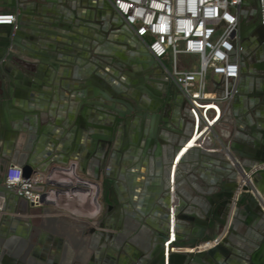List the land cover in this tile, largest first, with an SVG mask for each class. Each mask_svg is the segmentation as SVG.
Returning a JSON list of instances; mask_svg holds the SVG:
<instances>
[{
	"label": "crops",
	"instance_id": "1",
	"mask_svg": "<svg viewBox=\"0 0 264 264\" xmlns=\"http://www.w3.org/2000/svg\"><path fill=\"white\" fill-rule=\"evenodd\" d=\"M42 1H21L27 7L30 18L26 23L27 28H24L25 36L23 35L20 41L24 54L14 53L11 50L8 51L9 53L2 54V48H0L2 55L0 63H5L6 69L10 73V78L7 77V81L12 83L13 89V98L9 95H6L5 98L0 96V124L5 126V123L8 122L15 130L14 132L8 131L4 151L7 153L6 156L10 160V164L21 166L24 164L25 156L28 155L40 167L46 168L44 172L36 171L34 173L44 175L45 179L42 183H45L46 187L44 192L49 193L46 201L41 200L39 204L31 206L28 217L26 219L23 217V221L28 222L27 218H29L30 222V213L43 204L47 210L44 215L49 224L46 227L47 230L59 231L56 230L57 225L51 219L54 215L75 226L86 225L88 228L86 223L81 222L82 220L94 222L95 220L104 221L106 218L102 201V186L108 175L106 173L108 164L102 169L99 181L91 178L93 174L91 165L86 167L85 172H80L78 168L75 169L72 166L74 163L72 160L74 158L73 147L78 142L80 135L77 132L81 127L79 123L89 120L90 107H92L86 109V105L77 96H83L81 90L86 89L88 97L106 101L103 95L106 93L105 87L108 86L106 81L109 79L106 71L111 70L115 74L114 82L118 83V78L122 80V76H118L117 69L120 65L111 66L109 60L107 62L108 58L101 54L108 53L106 52V42L109 38V21L106 18L108 3L106 0H78L84 7L80 12V20L74 19V23L81 25L73 24L75 29L67 32L61 30L59 25L63 16H74L73 10H75L74 5L77 0H57L58 4L54 6L56 11L48 10L45 5L41 10L39 5ZM9 2L10 0H0V13L14 12L17 14V9L8 6ZM5 31L0 27V44L5 37ZM121 37L118 34L116 39L123 40ZM94 51L100 53V56L94 55ZM8 54L12 55L11 59H8ZM53 55H56L57 59H54ZM192 61H196V58H192ZM149 85L153 84L149 83ZM94 90H97L96 95H94ZM161 92L169 102H174L173 111L176 115L174 117L173 111L171 112L170 123L166 125L169 129L161 130L160 133L166 136L165 139L169 140L171 145L176 147L174 149L171 147L173 149L171 154L174 156L172 169L167 170V167L160 174L161 178L151 184L148 194L152 196V200L149 202V210L151 209L152 213L148 217L157 219L155 211L158 208L167 214H172L181 208H184V212H188L191 202H196L200 207L216 208L217 205L211 206L206 196H213L214 193L219 192L224 182L227 181L226 172L229 170H223L226 163L220 154L223 151L222 145L236 142L238 150H241L242 146L247 148L252 146L249 137L252 130L246 125V121H244L245 126L237 122V111L242 112L241 106L238 105L237 111L232 109L235 97L227 101L215 99L225 95L224 86L216 77L210 79L209 99L206 101L193 104L180 89H178L176 97L167 96L164 88ZM230 109L232 111L226 118ZM86 110L88 112H85ZM165 113L166 110L162 108L160 110L161 118L167 120L168 116H165ZM164 124L165 122L161 120L159 125L163 127ZM18 127L21 131L35 134L36 138L33 140L34 146L31 150L25 149L24 143L18 141L17 133H15ZM148 128L149 126L145 128L146 133ZM240 129L242 131H239ZM118 133L117 131L114 141L117 140ZM80 137L84 139L83 144H87L88 137L85 135H80ZM195 143L197 148L184 147L189 144V147L195 146ZM179 144H183V147L178 149ZM233 155L240 159L236 152ZM140 158V162H143L141 161L142 157ZM244 158L243 160L246 162L251 160L249 157ZM140 162H138L139 167L142 165ZM189 165L193 166L192 170H186V166ZM124 168L125 166L121 163L111 167L113 173L109 175L118 187L116 192L119 194L117 196L120 201L122 193L130 192V185L123 178L126 174ZM134 172L132 176L136 180L132 184L133 187L136 183L143 181L139 179L141 177L140 169L134 170ZM4 176L5 172H0L1 186ZM46 202L50 206L45 205ZM133 208L135 209L134 206ZM66 211L69 213V218H64L62 214ZM22 212L21 216L25 214L24 211ZM116 213L117 211L114 210L113 214ZM139 216L141 217V215ZM108 220V225H110L115 218L112 217ZM175 222L181 223L183 228L175 230V232L170 229L167 235L175 234V237L182 238L188 232L186 230L189 227V222L177 218H175ZM133 224L137 226L135 222ZM164 224L168 225L166 222ZM141 230L136 231L138 232L134 235L136 240L131 241L139 247L147 249L150 245L149 231ZM249 236H252V239L256 238L254 232H250ZM146 241L147 243L144 244ZM234 242L237 245H243L241 240L236 239ZM201 246L205 249L208 248L205 244H201ZM64 249L65 253H47V259L53 255L56 257V261L57 259L61 260L60 264H85L88 260L91 263L92 258L95 257L96 260L92 264H106L108 260L117 264L120 255V252H105V248L98 254L71 252L70 244L66 245ZM79 258L85 260L82 262Z\"/></svg>",
	"mask_w": 264,
	"mask_h": 264
},
{
	"label": "water",
	"instance_id": "2",
	"mask_svg": "<svg viewBox=\"0 0 264 264\" xmlns=\"http://www.w3.org/2000/svg\"><path fill=\"white\" fill-rule=\"evenodd\" d=\"M21 1L10 0L8 3V6L17 9L16 30L14 31L11 25H0L1 28L6 30L5 37L0 44L2 54L9 53L8 51L10 50L14 53L24 54L21 50L20 41L24 35V28H27V20L30 18L27 7ZM246 3L256 9V19L251 22L242 21L240 26V44L244 60L252 55V50L256 44L260 43L264 46V26L257 18L260 13L258 1L247 0ZM40 4L39 8L41 10H43L45 5L48 10L56 11L54 6L58 4V1L43 0ZM74 7L73 17L63 16V19H61V26L59 25L61 30L71 32L75 29L73 24L81 25L80 23H74V19L80 20V12L84 6L77 0ZM107 9L106 18L109 21V38L106 42V52L108 53L101 54L108 58L107 62L109 60L110 65L118 61L121 67H125V76L121 80L118 78L121 74H118V83H116L113 81V78L116 77L115 74L111 70L109 72L106 71L109 76L106 81L108 84L105 87L106 93L103 94L106 101L88 97L86 89L81 90L83 96H77L86 105V109H88L87 107H92H90L89 120L79 123L81 127L77 131L78 134L87 136L88 140L87 144L84 145V139L79 135V140L73 147L74 158L72 160H74V163L72 166L75 169L78 168L80 172H84L89 165L95 166L97 169L96 174L93 173L91 178L99 181L102 176L101 170L105 164V156L108 154L107 146L109 148L113 147L107 172L110 171L109 167H115L120 161L125 166L129 165V171L123 178L130 185V202L135 207V212L127 209L128 213L130 212L127 215V220L129 218L131 221L137 220L140 224L137 228L139 231L141 229H152L157 235V240L164 244L173 243L165 237L167 232H170V229L175 232V230L183 228L181 223L177 224L175 222V218L188 221L191 229L189 233L191 234L192 230L195 229L197 237L201 240L208 238L206 233L209 229L217 231L222 228L220 234L216 233L214 235L213 241H215V244L212 247L201 251L196 250L197 239L192 238L188 244L194 250L191 253L175 255L173 258L176 256L177 260L187 258L186 264H264V213L259 209L258 201L252 195L244 193L240 196L239 203L235 209L231 210L230 208L231 199L238 186L239 177L244 175V172L239 168L240 164L234 159L232 154L236 152L240 156L241 161L245 159L244 157L251 158L250 162L242 161V166L246 171L252 165L264 162V85L261 83L262 78H264V52L253 63L246 62L242 65L240 82L234 95L235 100L233 99L232 109L237 111L239 102L242 112L237 111V122L245 126L244 121H246V125L252 130V133L249 134L252 146L250 148L242 146V149L238 150L236 142H233L226 153L220 152L223 161L226 163L223 170H229L226 172L227 181L224 182L219 192L214 193L213 196H206L210 205L214 206L216 204L217 207H200L196 202H191L188 212H184V208H181L172 214H167L158 208L155 211L156 215L153 212L157 219H152L148 217L152 213V210H149V202L152 200V196L148 194L149 189L154 181L161 178L160 174L167 167V170L172 169L171 165L173 166L174 156H172L171 151L176 147L171 145V142L165 139L166 136L160 133L161 130L167 131L169 128L166 125L170 123L169 117L167 120L161 118L160 110L168 101L167 98L163 97L161 90L164 88L169 97H176L178 91L172 90L171 85L173 82L170 81L165 70L143 43L123 26V20L109 4ZM118 34L122 36L123 40L118 41L116 39ZM233 45L234 50L231 53L230 61H235L237 42L234 41ZM94 53V55L100 56L97 51H94ZM1 56L0 54V58ZM53 57L57 59L56 55H53ZM11 58L12 55L8 54V59ZM93 63L96 64V62ZM7 77L10 78V73L6 69L5 63L2 62L0 63V96L5 98L6 95H9L13 98L12 83L7 81ZM244 78L247 80L245 85H243ZM149 83L153 85H149ZM96 93L97 90H94V95ZM260 107H262V110ZM232 109L229 110L226 118H228ZM191 110L194 112L193 109ZM85 112L88 111L86 110ZM173 115L175 117V111H173ZM161 120L165 122L163 127L159 125ZM117 124L119 125V133L117 142L115 141L113 144L114 129ZM147 126L149 128L146 133L145 128ZM19 128L15 132L17 133L18 141L24 143L25 149L31 150L34 146L35 134L26 133L21 131V129L19 130ZM8 131L14 132L15 130L8 122L5 123V126L0 124V172H5L7 166L11 163L6 156L7 153L4 151ZM239 131L242 130L240 129ZM189 145L184 147L189 149L197 148L196 143L194 144L195 146L189 147ZM181 146L183 147V144H179L177 148L179 149ZM226 146L224 144L222 148H226ZM140 157H142L141 161L143 162H140ZM138 162L142 164L140 167ZM23 163L21 166L27 177L36 171L44 172L46 169L40 167L28 155L25 156ZM191 165L186 166V170H192L193 166ZM138 169H140L139 175L141 176L139 179L143 181L136 183L135 187H133L132 184L135 183L136 178L132 175L135 173L134 170L137 171ZM253 183L264 195V171L253 175ZM136 186L138 187L137 189ZM48 194V192L42 194L43 202L46 201ZM0 196L4 198V202L0 207V264H60V259L56 261V257L53 255L50 259L45 257L49 252H38L40 244L44 242L42 239L33 241L32 237L30 238L23 232L13 229V226L19 227L23 217L25 219L28 217L31 205L3 185H0ZM111 206L110 209H112ZM197 207L202 209L201 214L203 217L198 216L195 209ZM118 209L120 208L117 207L115 211H118ZM22 211L25 212L23 216H21L23 214ZM117 216L112 213L106 214L101 227L108 225L109 218H116ZM27 219L29 222V218ZM51 219L57 225L59 231L56 235L58 236H82L87 229L86 225L75 226L67 221L60 220L55 215ZM165 222L168 224L167 226L164 224ZM243 224L249 226L246 236L239 232ZM48 231L52 234L55 233L51 230ZM250 232L256 234L255 239L249 236ZM174 235L171 234L172 238L177 239ZM236 239L241 240L243 245L235 244L234 240ZM48 240H52V235L48 236ZM155 247L157 248V246ZM44 249L46 250L47 248ZM94 253L98 254V252ZM79 260L82 261V258H79ZM94 260H96L95 257L92 258V262Z\"/></svg>",
	"mask_w": 264,
	"mask_h": 264
},
{
	"label": "built area",
	"instance_id": "3",
	"mask_svg": "<svg viewBox=\"0 0 264 264\" xmlns=\"http://www.w3.org/2000/svg\"><path fill=\"white\" fill-rule=\"evenodd\" d=\"M132 32L149 50L183 95L193 104L209 99L208 85L213 77H221L225 95L220 101L233 99L242 65L240 26L242 21L256 19V9L247 0H106ZM258 19L264 26V0H257ZM0 25H11L16 30V14L0 13ZM150 39V41H148ZM236 41L235 61H230ZM167 57V67L163 58ZM196 58V61H192ZM230 149V145L222 152ZM233 155V154H232ZM244 172L231 199L233 210L244 193L252 195L264 213V195L253 183V175L264 171V162L245 170L242 161L234 156ZM44 182L42 174L26 176L22 166L9 164L3 186L35 206L42 194L33 188ZM3 204L4 198L0 196Z\"/></svg>",
	"mask_w": 264,
	"mask_h": 264
},
{
	"label": "flooded vegetation",
	"instance_id": "4",
	"mask_svg": "<svg viewBox=\"0 0 264 264\" xmlns=\"http://www.w3.org/2000/svg\"><path fill=\"white\" fill-rule=\"evenodd\" d=\"M264 52V46L263 44H256L254 49L252 50V55L245 60V63H253L256 61ZM113 65L118 66V61L113 63ZM111 64V66H113ZM124 66V65H123ZM118 73L123 74L121 78H124L125 76V67L118 66ZM128 69V68H126ZM245 78L243 79V85L246 84ZM264 85V78H262V82ZM173 91H178V87L172 83L171 85ZM239 105V102H238ZM163 109L166 110V113L164 114L165 116H170L171 117V112L173 111L174 108V102L171 103L167 101L164 106L162 107ZM161 108V109H162ZM262 110V107H260ZM252 113V112H251ZM167 114V115H166ZM119 125L117 124L115 129H114V137L116 135V132L118 131ZM115 141H113L114 144ZM112 148H109L107 146L108 154L105 156V164L106 165L110 163L109 157L111 154ZM123 164V162H119L118 164ZM117 164V165H118ZM92 173L96 174V167L92 166ZM103 167V168H104ZM102 168V169H103ZM107 172L106 168V173L108 174L103 181V191H102V201L104 203L105 207V213H114V210L119 207L117 213H116V218L113 221L112 224L110 225H104V227H101V224L103 221L98 220L91 222L90 220H82L81 222H84L87 224L88 228L86 232L83 233L82 236L78 235H70L69 237H64V236H58L56 235L57 232L54 234L49 233L46 229L48 227V222L46 221L44 215L47 210L43 204H40L38 207H36L31 213H30V222L28 223L26 220L21 222L19 224V227L17 228L16 226H13V229L18 230L26 234L28 237H32L35 240L42 239V244H40V248L38 252H64V248L66 245L70 244L72 250L71 252H79V253H84L85 252H100L105 248V252H120V255L117 259V264H186L187 258L186 259H176L173 258L175 255H183L177 252V249L179 248H184V247H190L188 242L193 238L197 239V247L200 246L201 244L203 245L206 242H211L213 241L214 235L220 234L222 232V228L219 230L215 231L214 229H209L206 233L208 235V238L205 239H199L196 235V231L192 230L191 234L190 232V227H187L188 229L182 238H172L170 234L165 236L168 238V241H172V244H164L163 242H160L157 240V235L154 233V231L148 230L149 231V241L150 245L147 249H144L142 247H139L138 245L134 244L131 239L132 237L136 234L137 228L139 222L137 220H132L137 224V228H132L129 231V235L122 237L121 235L125 234L126 230V220L128 218V210L135 212L133 205L130 202V194L129 192H125L121 194V201L119 200L116 190H118V187L116 186L115 182L112 181L110 174L113 173L111 170ZM125 172L127 173L129 171V165L125 166ZM85 172V171H84ZM102 172V170H101ZM43 175V174H42ZM43 179L44 175H43ZM114 198V200H113ZM112 205V206H111ZM110 206L112 209H110ZM110 209V210H109ZM198 216H202V209L197 207L195 208ZM64 218H69L66 216L64 213ZM63 217V216H62ZM203 217V216H202ZM196 228V227H195ZM56 226V230H57ZM197 229H199L197 227ZM249 226L243 224L239 232L246 236L248 232ZM58 231V230H57ZM153 231V232H152ZM52 235V240H48V236ZM126 235V234H125ZM157 246V248L155 247ZM44 248H47L46 250ZM176 249V251H175ZM191 253V252H190ZM249 253V252H245ZM83 254V255H84ZM47 258V254L45 256ZM173 259V260H172ZM84 261L85 259L82 258ZM82 261V262H83ZM61 262V260H59ZM81 262V263H82ZM46 264V263H45ZM85 264H90V261H86ZM106 264H114V261L108 260Z\"/></svg>",
	"mask_w": 264,
	"mask_h": 264
},
{
	"label": "bare ground",
	"instance_id": "5",
	"mask_svg": "<svg viewBox=\"0 0 264 264\" xmlns=\"http://www.w3.org/2000/svg\"><path fill=\"white\" fill-rule=\"evenodd\" d=\"M134 227H136L137 228V226H135L134 224H133V222L130 220V218L126 221V230H125V234L124 235H121L122 237H124V236H127V235H129V232H128V230L130 229H132V228H134ZM140 231H142V230H140ZM132 241L133 240H136V236H134V237H132V239H131ZM143 243V242H142ZM147 243V241L144 243V244H146ZM208 248H210V247H212L214 244H215V241H211V242H206V243H204ZM205 248L203 247V246H198L197 248H196V250H204ZM194 249H192L191 247H186V248H179V249H177V252H182V254H186V253H190V252H192ZM175 251H176V249H175Z\"/></svg>",
	"mask_w": 264,
	"mask_h": 264
},
{
	"label": "rangeland",
	"instance_id": "6",
	"mask_svg": "<svg viewBox=\"0 0 264 264\" xmlns=\"http://www.w3.org/2000/svg\"><path fill=\"white\" fill-rule=\"evenodd\" d=\"M148 41H150V39H148ZM163 62H164V64H165L167 67L170 66V62H169V59H168L167 57L163 58ZM216 78H217L218 80L221 79V77H219V76H217ZM45 189H46V187H45V183H44V184H41V185H37V186H35V187L33 188V191L42 194V193L45 191ZM55 200L57 201V199H55ZM45 205L50 206V204L47 203V202H46ZM58 209H59V208H58ZM59 210H60V209H59ZM59 210H58V211H59ZM64 214H65L66 216H69L68 211H66Z\"/></svg>",
	"mask_w": 264,
	"mask_h": 264
}]
</instances>
